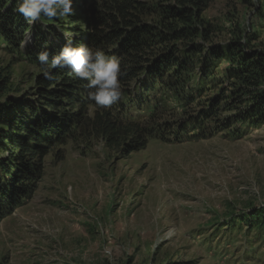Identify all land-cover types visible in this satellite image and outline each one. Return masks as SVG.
I'll return each mask as SVG.
<instances>
[{"label": "trees", "instance_id": "obj_1", "mask_svg": "<svg viewBox=\"0 0 264 264\" xmlns=\"http://www.w3.org/2000/svg\"><path fill=\"white\" fill-rule=\"evenodd\" d=\"M210 2L74 0L73 15L45 19V28L15 12L16 0H0V53L8 58L0 60V222L36 192L47 156L62 158L71 141L100 139L124 156L155 139L182 142L237 129L238 122L264 124V47L252 45L257 34L216 44L218 25L205 16ZM25 31L33 40L22 48ZM61 31L75 46L120 61L118 103L96 108L88 81L70 68L51 69L53 79L39 71L21 90L15 64L39 68L43 50L51 60L66 43ZM246 221L264 235V207Z\"/></svg>", "mask_w": 264, "mask_h": 264}, {"label": "rangeland", "instance_id": "obj_2", "mask_svg": "<svg viewBox=\"0 0 264 264\" xmlns=\"http://www.w3.org/2000/svg\"><path fill=\"white\" fill-rule=\"evenodd\" d=\"M205 16L216 44L257 34L264 47L260 0H211ZM38 69L15 64L22 91ZM235 128L124 156L100 139L51 152L36 192L0 222V264H264V235L246 221L264 207V124Z\"/></svg>", "mask_w": 264, "mask_h": 264}, {"label": "clouds", "instance_id": "obj_3", "mask_svg": "<svg viewBox=\"0 0 264 264\" xmlns=\"http://www.w3.org/2000/svg\"><path fill=\"white\" fill-rule=\"evenodd\" d=\"M264 3V0H260ZM74 0H16L14 11L22 15L29 25L44 23L45 19L65 18L75 13ZM67 40L59 53L49 59V52L38 53V71L47 79H53L51 69L70 68L81 80H87L88 99L93 101L96 108H110L122 99V89L119 77L121 75L120 61L110 57L103 50H93L83 44L75 46L73 38L65 33ZM31 40V33L25 31L21 38V47ZM94 109L89 110V115Z\"/></svg>", "mask_w": 264, "mask_h": 264}]
</instances>
